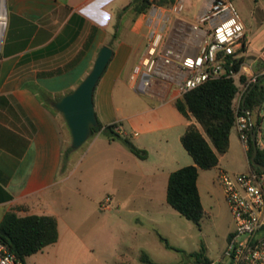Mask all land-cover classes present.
Instances as JSON below:
<instances>
[{"label": "crops", "instance_id": "0c3cea01", "mask_svg": "<svg viewBox=\"0 0 264 264\" xmlns=\"http://www.w3.org/2000/svg\"><path fill=\"white\" fill-rule=\"evenodd\" d=\"M131 1L5 0L6 23L0 40V207L3 212L13 208L20 215H56V241L61 236L58 193L73 170L74 159L64 157L70 132L52 101L88 73L103 44L112 47V55L94 88L96 114L102 124L115 123L119 129L115 132L121 136L132 134L133 143L147 155L136 156L117 135L99 138L101 130L88 149L113 150L117 160L132 164L139 178L152 176L164 164L183 157L167 136L171 133L180 140L187 124L194 121L174 104L182 95L178 83L143 71L131 78V73L145 53L154 27L162 29L165 47L181 54L196 53L200 38L195 25L212 0L153 3L137 14L129 5L121 13L117 36L112 37L117 13ZM179 1L180 9L176 8ZM242 20L245 30L236 51L244 45V58L238 73L246 74L248 80L256 74L253 67H261L264 61V29L249 38L248 23ZM143 78L149 83L141 89ZM235 81L241 93L233 100L238 109L245 95L244 82ZM129 89L133 94L129 95ZM245 112L256 126L258 109ZM232 129L236 132L235 125ZM237 145L227 164L230 171L250 167V156L239 138ZM153 155L152 162L157 163L149 168L142 160ZM172 170L166 171L167 177Z\"/></svg>", "mask_w": 264, "mask_h": 264}, {"label": "rangeland", "instance_id": "374dc122", "mask_svg": "<svg viewBox=\"0 0 264 264\" xmlns=\"http://www.w3.org/2000/svg\"><path fill=\"white\" fill-rule=\"evenodd\" d=\"M233 1L248 23L249 38L264 29V0ZM253 69L257 73L260 67ZM127 92L133 94L130 89ZM260 124L264 127V120ZM131 135L127 134L132 140ZM97 136L107 138L109 134L104 131ZM167 136L171 145L179 146L183 157L178 162L164 164L152 176L139 178L132 164L117 160L113 150L105 153L95 147L88 149L95 133L77 148L71 147L68 133L64 157H73L74 162L58 193L61 236L28 255L27 263L152 264L141 258L144 252L159 264H225L223 250L234 222L217 175L219 168L230 170L227 164L238 148V136L232 129L231 148L219 154L215 166L199 169L197 183L205 210L200 226L166 201V171L194 163L181 140L171 133ZM154 157L142 162L152 168L157 163L152 162ZM2 212L0 207V221ZM161 235L174 247L167 246ZM200 248H204L208 263L192 259L191 252Z\"/></svg>", "mask_w": 264, "mask_h": 264}, {"label": "trees", "instance_id": "16d2710c", "mask_svg": "<svg viewBox=\"0 0 264 264\" xmlns=\"http://www.w3.org/2000/svg\"><path fill=\"white\" fill-rule=\"evenodd\" d=\"M174 1L132 0L117 13L112 37L117 36L121 13L129 5H132L137 14L146 11L153 3L172 4ZM243 46L231 54L233 59L232 67L236 71L240 69L244 58L242 54ZM263 75L264 61L261 62L260 70L256 73V81L249 82L244 73L239 75V79L246 86L243 103L238 109L233 103L238 91V85L235 78L226 73L206 79L199 85L183 92L174 101L176 108L184 116L194 119V121L187 124L180 135L181 143L192 156L194 163L179 166L169 173L166 185V201L180 214L192 220L198 226H200V219L205 212L197 183L199 169L215 166L218 163L219 154L224 153L228 149L230 132L235 123L236 115L238 113L248 115L245 109L253 111L262 102L264 99ZM260 122L261 116L257 115L256 124H260ZM196 123L201 125L202 130ZM115 125V123L102 124L98 119L97 124L92 126L90 134L101 130L107 131L110 137L117 135L124 140L133 154L141 158L146 157L147 151L138 147L128 136H121L115 132ZM252 153L253 146L250 140L249 156ZM255 160L264 164V144L257 147ZM160 237L167 246L174 247L168 242L166 237L162 235ZM57 238L58 223L54 214L30 213L20 215L13 208L5 210L2 214L0 240L8 245L21 260L22 264H28L26 261L28 255L42 249L47 244L55 242ZM191 256L198 263H208L210 261L205 254L204 248L191 252ZM141 258L146 262L159 264L150 260L144 252L141 254Z\"/></svg>", "mask_w": 264, "mask_h": 264}, {"label": "built area", "instance_id": "2783aa9c", "mask_svg": "<svg viewBox=\"0 0 264 264\" xmlns=\"http://www.w3.org/2000/svg\"><path fill=\"white\" fill-rule=\"evenodd\" d=\"M179 1L176 8L180 9ZM6 16L0 24V40L4 31ZM206 23L205 26L200 24ZM200 38L198 51L181 54L162 44V29L150 30L145 53L133 67L131 78L143 71L173 82H177L183 93L208 78L226 73L239 78V70L233 69L231 54L236 51L244 35V23L233 0H212L209 8L195 25ZM256 74L248 81H256ZM149 83L143 78L141 89ZM244 84V89H245ZM243 93V91H242ZM241 96V93L237 91ZM264 120V99L256 107ZM237 136L249 155L252 129L255 128L256 144H264V127L254 124L249 116L238 113L235 118ZM118 126H114V130ZM119 130V129H118ZM123 132L122 129H120ZM247 170L230 171L219 168L217 180L221 184L234 227L230 231L223 257L225 264H264V169L251 164ZM0 264H22L21 260L0 240Z\"/></svg>", "mask_w": 264, "mask_h": 264}, {"label": "water", "instance_id": "95a60500", "mask_svg": "<svg viewBox=\"0 0 264 264\" xmlns=\"http://www.w3.org/2000/svg\"><path fill=\"white\" fill-rule=\"evenodd\" d=\"M111 55L112 47L103 44L88 73L70 91L52 101V105L61 112L66 122L73 148H77L85 142L91 133L92 126L98 122L93 99L94 88ZM251 141L253 153L250 156V161L254 166L264 169V164L255 160L257 152L255 128L252 129Z\"/></svg>", "mask_w": 264, "mask_h": 264}, {"label": "bare ground", "instance_id": "6f19581e", "mask_svg": "<svg viewBox=\"0 0 264 264\" xmlns=\"http://www.w3.org/2000/svg\"><path fill=\"white\" fill-rule=\"evenodd\" d=\"M5 1L0 0V24L4 22V18L6 16V6H5Z\"/></svg>", "mask_w": 264, "mask_h": 264}]
</instances>
